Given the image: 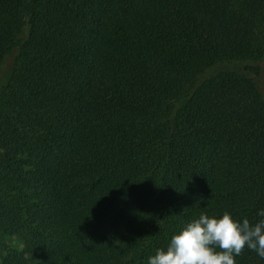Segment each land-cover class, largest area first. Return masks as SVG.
Returning <instances> with one entry per match:
<instances>
[{"label": "trees", "instance_id": "16d2710c", "mask_svg": "<svg viewBox=\"0 0 264 264\" xmlns=\"http://www.w3.org/2000/svg\"><path fill=\"white\" fill-rule=\"evenodd\" d=\"M260 210L264 0H0V264H147Z\"/></svg>", "mask_w": 264, "mask_h": 264}, {"label": "clouds", "instance_id": "9594fccd", "mask_svg": "<svg viewBox=\"0 0 264 264\" xmlns=\"http://www.w3.org/2000/svg\"><path fill=\"white\" fill-rule=\"evenodd\" d=\"M264 217V210L258 212ZM247 248L264 259V219L238 221L228 212L219 217L200 213L164 248H158L147 264H236L235 257Z\"/></svg>", "mask_w": 264, "mask_h": 264}, {"label": "rangeland", "instance_id": "374dc122", "mask_svg": "<svg viewBox=\"0 0 264 264\" xmlns=\"http://www.w3.org/2000/svg\"><path fill=\"white\" fill-rule=\"evenodd\" d=\"M260 80V79H259Z\"/></svg>", "mask_w": 264, "mask_h": 264}]
</instances>
